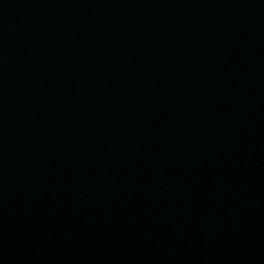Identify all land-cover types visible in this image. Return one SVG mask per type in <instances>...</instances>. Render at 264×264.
<instances>
[{"label":"water","instance_id":"obj_1","mask_svg":"<svg viewBox=\"0 0 264 264\" xmlns=\"http://www.w3.org/2000/svg\"><path fill=\"white\" fill-rule=\"evenodd\" d=\"M0 264H264V0H0Z\"/></svg>","mask_w":264,"mask_h":264}]
</instances>
